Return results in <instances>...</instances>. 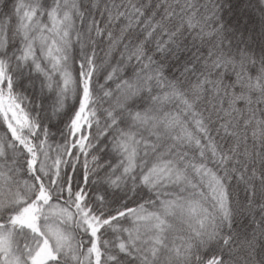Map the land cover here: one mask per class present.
Wrapping results in <instances>:
<instances>
[{
  "label": "snow or ice",
  "instance_id": "6c2138e0",
  "mask_svg": "<svg viewBox=\"0 0 264 264\" xmlns=\"http://www.w3.org/2000/svg\"><path fill=\"white\" fill-rule=\"evenodd\" d=\"M0 133V264H264V0H0Z\"/></svg>",
  "mask_w": 264,
  "mask_h": 264
},
{
  "label": "rangeland",
  "instance_id": "374dc122",
  "mask_svg": "<svg viewBox=\"0 0 264 264\" xmlns=\"http://www.w3.org/2000/svg\"><path fill=\"white\" fill-rule=\"evenodd\" d=\"M240 6L242 7V5H240ZM238 10H239V9H237V11H238ZM254 10H255V9H254ZM255 12H256L255 16H254L251 12H250V13L255 17L256 20H258V18H259V12L256 11V10H255ZM254 17H253V18H254ZM69 103H71V101H69ZM0 134H2V133H0ZM59 142H62V141H61V139H60L59 134H57L55 140L52 141L53 146L55 147V144H56V143H59Z\"/></svg>",
  "mask_w": 264,
  "mask_h": 264
},
{
  "label": "trees",
  "instance_id": "16d2710c",
  "mask_svg": "<svg viewBox=\"0 0 264 264\" xmlns=\"http://www.w3.org/2000/svg\"><path fill=\"white\" fill-rule=\"evenodd\" d=\"M237 2H238V0H233V3H234V4H236ZM244 2L246 3L247 0H244ZM241 5H242V4H241ZM250 12L255 16L256 12H255L254 9H249V13H250ZM251 13H250V14H251ZM252 14H251V15H252ZM253 15H252V16H253ZM254 16H253V17H254ZM254 19H255V17H254Z\"/></svg>",
  "mask_w": 264,
  "mask_h": 264
}]
</instances>
